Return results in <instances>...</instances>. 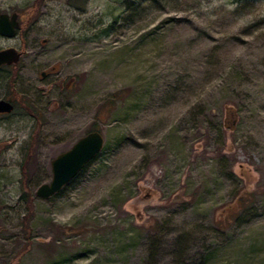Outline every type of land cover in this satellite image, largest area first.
<instances>
[{
	"label": "rangeland",
	"instance_id": "1",
	"mask_svg": "<svg viewBox=\"0 0 264 264\" xmlns=\"http://www.w3.org/2000/svg\"><path fill=\"white\" fill-rule=\"evenodd\" d=\"M13 12L0 48L25 52L0 72L18 103L0 115V264H264V0H0ZM53 65L69 91L37 82ZM93 129L101 151L38 196Z\"/></svg>",
	"mask_w": 264,
	"mask_h": 264
},
{
	"label": "water",
	"instance_id": "2",
	"mask_svg": "<svg viewBox=\"0 0 264 264\" xmlns=\"http://www.w3.org/2000/svg\"><path fill=\"white\" fill-rule=\"evenodd\" d=\"M20 27L19 14H0V35L12 38L17 35ZM22 53L15 47L0 48V69L5 65L19 62ZM14 106L7 100H0V111L10 112ZM104 135L94 129L79 137L68 149L56 155L52 161V179L40 184L36 194L43 198H49L59 192L68 182H70L80 170L93 159L104 146Z\"/></svg>",
	"mask_w": 264,
	"mask_h": 264
},
{
	"label": "flooded vegetation",
	"instance_id": "3",
	"mask_svg": "<svg viewBox=\"0 0 264 264\" xmlns=\"http://www.w3.org/2000/svg\"><path fill=\"white\" fill-rule=\"evenodd\" d=\"M19 21H20V19H19ZM20 28V27H19ZM19 52H21L22 53V55H21V57H20V59H19V62L18 63H16V64H11V65H5V67H7V68H5L4 66V68L2 67L1 69H0V72H2V71H4V70H10L11 68H18V66L20 65V63L22 62V60H23V58H24V52L25 51H22V50H19V49H17ZM42 62V61H41ZM43 63V62H42ZM51 71H50V73H48V71H45V70H43L42 71V73H41V75H40V80H37V82H41V81H44V84H47V86L45 87L46 89H48V88H51V87H53V85H55V86H57L58 88H59V90H60V92H67V91H69L70 89H71V87H72V84H73V82H72V80H70L69 82H67L66 84H65V86L63 85V84H61V80L59 81H57V79H55V78H50V76L51 75H55L56 76V74H58V72H57V68H56V66L55 65H53V66H51ZM14 76V75H13ZM12 76V77H13ZM49 80V81H48ZM64 83V82H63ZM35 85V84H34ZM38 87V86H37ZM44 88V89H45ZM40 89H43V87H40ZM45 89V90H46ZM63 94V93H62ZM63 96H66V94L65 95H63ZM2 99H4V100H7V101H9V102H11L12 104H13V106H14V108H13V110H11L10 112H1L0 111V115H8V114H10V113H13V112H15V110L17 109V106H18V103L16 102V100H14V99H11V98H8V97H6V98H0V100H2ZM26 104H25V106H26V108H27V113H29V114H31V115H33L34 117H36L37 118V115H35L32 111V108L29 106V104H27L28 102L27 101H24ZM94 130V129H93ZM91 131V130H90Z\"/></svg>",
	"mask_w": 264,
	"mask_h": 264
},
{
	"label": "trees",
	"instance_id": "4",
	"mask_svg": "<svg viewBox=\"0 0 264 264\" xmlns=\"http://www.w3.org/2000/svg\"><path fill=\"white\" fill-rule=\"evenodd\" d=\"M40 1H42V0H40ZM75 5H77V4H75ZM5 68H7V67H5ZM32 112L35 115H38L36 110H33ZM35 143H36V137L32 136L30 138V141L27 143V146H26V153H25V157H24V160H23V163H22L23 171L25 170V172H24L25 175H26L27 169L29 168L30 163H31V159H32L31 152H32V150H34V147L36 145ZM21 186H22V188H21V192H20L19 198H20L21 201H23L25 203L26 210H27L26 213L29 214V215H26V217H28L27 219H30L31 218L30 213H32L34 207H33V196H32L31 190L28 189V187H29V179H21Z\"/></svg>",
	"mask_w": 264,
	"mask_h": 264
}]
</instances>
